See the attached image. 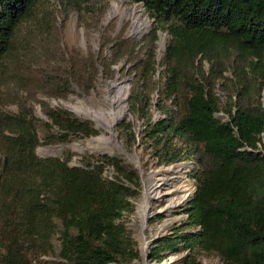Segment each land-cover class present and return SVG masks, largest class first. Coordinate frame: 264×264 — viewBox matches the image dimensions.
<instances>
[{
  "label": "trees",
  "instance_id": "obj_1",
  "mask_svg": "<svg viewBox=\"0 0 264 264\" xmlns=\"http://www.w3.org/2000/svg\"><path fill=\"white\" fill-rule=\"evenodd\" d=\"M41 1L0 0V61ZM130 1L143 4L152 25L138 40L125 36L127 22L112 38L113 64L124 57L133 60L137 78L129 100L138 112L149 99L143 84L162 69L160 97L170 105L161 106L165 117L150 124L147 135L157 167L190 162L196 186L184 223L175 236L153 244L150 261L160 264L172 251L186 252L174 264H202L201 257L222 264H264V150L259 147L264 148V0ZM160 33L168 36L161 52ZM142 50L143 58H137ZM82 58L74 55L67 61L54 88L58 92H47L48 97L67 96L73 83L85 85L82 65L96 71L97 60ZM220 81L226 82L225 104L216 93ZM39 103L47 117L41 124L47 143L98 134L89 120ZM18 122L16 138L0 158V194L6 186L29 184L26 196L38 205L30 219L43 222L41 236L46 242L55 238L58 246L57 259L43 264L139 260L126 218L135 211L131 199L140 197V176L107 156H94L81 166H69L70 159L38 158L37 122ZM125 131L135 141L130 124ZM107 166L113 169L111 178L104 177Z\"/></svg>",
  "mask_w": 264,
  "mask_h": 264
},
{
  "label": "rangeland",
  "instance_id": "obj_2",
  "mask_svg": "<svg viewBox=\"0 0 264 264\" xmlns=\"http://www.w3.org/2000/svg\"><path fill=\"white\" fill-rule=\"evenodd\" d=\"M127 22L129 25L125 36L138 40L152 25L143 4L130 0H73L71 4L65 0H42L37 4L32 16L16 31L9 52L0 61V158L3 157L6 145L16 138L13 131L19 129L18 121L23 120V126L37 122L40 143L35 153L38 158L52 157L62 161L70 159L69 166H81L92 161L94 156L120 160L140 176L141 182L140 197L131 199L135 211L126 218L127 228L136 241L140 254L139 260L133 264H157L150 261L152 246L160 238L176 235L175 232L186 219L183 212L193 198L196 186L190 177V162L157 167L154 143L147 135L150 124L165 117L161 106L170 105V101L160 97L162 69H159L151 83L143 84L149 94L143 111H133L131 107L129 98L137 78L135 64L133 60L124 57L114 65L109 49L112 38L122 32ZM161 36H165L166 43L167 33H160V40ZM159 43L161 52L165 45L160 49ZM103 45L106 46L105 50ZM74 55L88 61L96 59V71L83 64V87L73 83L67 96L48 97L47 92H58V89H54L59 82L58 77L65 74L67 61ZM138 56L143 58V50L138 53L137 58ZM208 68L209 64L205 63V69ZM228 76L231 78L230 74ZM113 83L124 84L127 94L126 116L111 132L99 127L83 111L111 110L108 87ZM225 84V81H220L216 90L222 104L226 102L222 92ZM39 101L48 103L52 108H64L82 120H89L98 134L89 138L70 136L66 143H47L43 139L44 131L41 127L47 117ZM262 104L264 106V90ZM217 116L221 117L222 114ZM129 124L133 128L135 141L125 131ZM99 136L107 139L98 142L96 138ZM262 142L264 143V134ZM176 165L184 167L179 185H185L193 193L190 199L172 208L168 207V201L161 195L163 191L146 199L148 180L156 172ZM112 174L111 166L105 167L104 177ZM29 187L27 183H19L14 188L6 186L0 194V264H10L8 259H12L15 264H43L57 259L56 239L49 236L46 242V238L40 234L43 222L30 219L38 205L28 200L25 190ZM142 209L149 213L147 221L141 215ZM185 255L186 252H166L167 257L160 264H174ZM200 260L202 264H222L218 258L201 257Z\"/></svg>",
  "mask_w": 264,
  "mask_h": 264
},
{
  "label": "bare ground",
  "instance_id": "obj_3",
  "mask_svg": "<svg viewBox=\"0 0 264 264\" xmlns=\"http://www.w3.org/2000/svg\"><path fill=\"white\" fill-rule=\"evenodd\" d=\"M159 45L160 49L164 48L165 36H161ZM108 91V100L111 105V110L97 111L92 109L91 111H83V114L96 121L99 127L114 132L113 130L116 128L115 126L126 116L125 100L127 87L124 84L113 83L109 85ZM106 139L107 138L105 137L99 136L96 138V141L102 142ZM183 169L184 167L176 165L163 171L156 172L146 183L145 198L151 199L159 192L163 191V194L161 193V195H163L168 201L169 208L176 207L187 202L193 193L189 191L185 185H179ZM148 214L147 210L142 209L141 215L144 220L148 218Z\"/></svg>",
  "mask_w": 264,
  "mask_h": 264
},
{
  "label": "built area",
  "instance_id": "obj_4",
  "mask_svg": "<svg viewBox=\"0 0 264 264\" xmlns=\"http://www.w3.org/2000/svg\"><path fill=\"white\" fill-rule=\"evenodd\" d=\"M263 135V134H262ZM259 147H260V149L262 150V146H261V144H259ZM107 178H111V176H109V177H107Z\"/></svg>",
  "mask_w": 264,
  "mask_h": 264
},
{
  "label": "water",
  "instance_id": "obj_5",
  "mask_svg": "<svg viewBox=\"0 0 264 264\" xmlns=\"http://www.w3.org/2000/svg\"><path fill=\"white\" fill-rule=\"evenodd\" d=\"M195 194V193H194Z\"/></svg>",
  "mask_w": 264,
  "mask_h": 264
}]
</instances>
